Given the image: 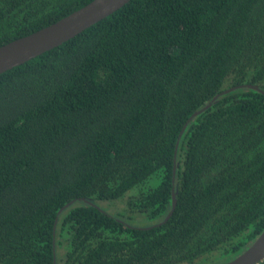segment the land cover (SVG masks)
<instances>
[{
	"label": "trees",
	"instance_id": "obj_1",
	"mask_svg": "<svg viewBox=\"0 0 264 264\" xmlns=\"http://www.w3.org/2000/svg\"><path fill=\"white\" fill-rule=\"evenodd\" d=\"M92 1L0 0V46ZM263 231L264 0H132L0 74V264H224Z\"/></svg>",
	"mask_w": 264,
	"mask_h": 264
},
{
	"label": "water",
	"instance_id": "obj_2",
	"mask_svg": "<svg viewBox=\"0 0 264 264\" xmlns=\"http://www.w3.org/2000/svg\"><path fill=\"white\" fill-rule=\"evenodd\" d=\"M130 1L132 0H93L84 7L37 32L0 46V74L60 46L87 28L107 18ZM250 86L259 89L257 85ZM210 105L195 112L190 120ZM70 204L67 206H70ZM176 205L177 193L174 189L173 210L169 217L173 214ZM67 206L64 208H67ZM262 261H264V231L246 251L224 264H259Z\"/></svg>",
	"mask_w": 264,
	"mask_h": 264
},
{
	"label": "rangeland",
	"instance_id": "obj_3",
	"mask_svg": "<svg viewBox=\"0 0 264 264\" xmlns=\"http://www.w3.org/2000/svg\"><path fill=\"white\" fill-rule=\"evenodd\" d=\"M101 207L104 208L109 214L115 215L116 213L119 212V210H121V208L123 207V204L121 202H116V201H104L103 203H101ZM139 220H141V218L137 219L136 222L138 224L141 222ZM133 221L135 222V220ZM139 225H142V224H139Z\"/></svg>",
	"mask_w": 264,
	"mask_h": 264
}]
</instances>
